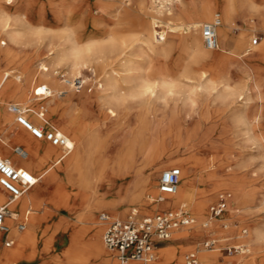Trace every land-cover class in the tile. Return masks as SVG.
Returning a JSON list of instances; mask_svg holds the SVG:
<instances>
[{"label":"bare ground","instance_id":"bare-ground-1","mask_svg":"<svg viewBox=\"0 0 264 264\" xmlns=\"http://www.w3.org/2000/svg\"><path fill=\"white\" fill-rule=\"evenodd\" d=\"M13 1L0 0V31L7 40L3 41L8 50L17 46L26 49L27 52L16 70L9 67L7 59L0 64V132L3 135L0 137V157L7 159L16 167L26 168L38 178L26 192L13 199L0 187V206L7 205L9 209L4 221L8 227L7 236L12 238V245L5 246L0 231V264H118L116 254L114 257L104 249L106 247L102 239L104 223L100 220V215L96 219V213L109 211L111 213L108 214L109 217L125 219L121 213L126 204L135 201L138 187L127 180L121 188H115L113 179L115 173L112 172L111 180L103 175L100 168L106 159L102 150L94 157L91 150L97 145L92 141L94 140L91 139L92 135L89 136L85 132L82 117L86 114L94 116L93 106L97 108L106 106L108 117L116 116L124 100L123 94L120 93L123 85L130 88L127 92L129 96L141 101L147 95L158 97L180 94L188 101H193L195 95L205 97L213 95L214 100L219 102L217 116L222 118V121L213 123L209 129L200 130L197 121L201 119L204 121L208 116H199L194 120L193 129H181L178 135L179 143L182 144L184 135L191 136L196 133L199 142H204L198 146L199 150H203L202 153L181 154L175 160L169 155L162 157V152L158 148L147 150L146 147H142L141 153L146 160L139 167L143 172L140 185L143 201L139 212L150 214L152 208L156 210L159 207L181 206L187 213L189 211L188 214L193 218L191 223L173 231L172 239L179 243L172 244L166 249L161 264H188V254H195L201 264H217L218 258L214 253L216 249L206 251L214 245L216 238L211 240L213 242L211 247L204 249H194L191 242L208 234L231 235L236 227L233 226V219L238 218L240 210L249 207L264 208V184L258 189L252 185L249 187L250 179L240 173L239 169L241 165L246 164L245 160H241V164L236 163V167L228 170L234 163L231 153L233 151H230L235 148L232 137L234 132L244 134L253 141L264 167V134L260 132L261 112L254 104V101L261 97L264 82V39L249 53V50L243 48L244 31L231 36L227 30L236 10L243 11L252 21L255 15L264 30V16L259 0H215V7L208 0H203L199 3V17L202 20H191L192 12L188 8L163 16L167 24H172V19H187L177 24L185 23L188 26L184 43L189 56L182 65L174 67L173 71L177 73L174 77L167 68L156 71L148 68L142 76L139 75L137 65L133 60H128L129 42L124 38L111 37L107 42L94 38L83 39L84 34L78 30L75 14L84 9H93L84 0H47L51 7L53 22L61 26L58 35L52 36L46 48L41 50L35 43L41 32L35 30L31 24L33 16L29 1L23 0L20 1L22 3L20 5L14 4L15 12L3 11V2ZM67 5L70 6L68 10ZM126 12V8L120 7L115 17L120 19ZM214 15H220V18ZM202 21L218 23L217 47L214 49H204L202 46L198 32V27L204 23ZM154 26H156L154 22L149 24L146 30L148 35L143 40L145 53L149 57L160 56L163 53V49L159 48V41L152 35ZM161 31L160 41H165L167 32ZM107 47L111 51L120 49L116 59L121 69L119 76L115 75L117 70L112 65H109V71L105 68L111 63L105 62L107 58L104 56V50ZM217 50L220 52L216 53ZM33 53L45 54V58L38 62L36 68L31 67L30 55ZM92 63L101 68V80L97 89L90 94H86V91L76 94L74 90L77 86L73 83L76 76L73 75L78 73L80 67L90 66ZM198 63L206 64L209 73L192 67ZM58 66H66V73L71 79L56 78L54 67ZM80 81L82 88L86 80ZM43 85L48 88L45 94H36L35 88L37 86L41 88ZM28 93H31L32 97ZM61 94L66 95L70 101L83 97L87 105L77 109L76 114L70 104L65 105L57 99ZM5 103L9 111L11 104H20L27 108L25 116L34 126L42 129L53 128L66 135L72 144L71 150L63 154L61 147L43 138L34 137L19 123L18 125L24 127L31 135L21 128L11 140L8 139L11 132L10 123L13 122L10 120L11 115L3 109ZM232 107L233 109L226 115L228 111L226 108L230 110ZM45 115L50 116L53 123ZM46 122L49 128H46ZM80 138L82 139L80 145L76 144ZM12 143L16 145L13 146ZM179 146L177 152L193 147ZM16 147L22 149L21 156L15 153ZM222 157L227 161L225 166L219 163ZM96 159L100 166L97 167V171ZM116 162L118 174L129 176L136 157L130 152L126 157L116 159ZM172 164L177 165L181 171L177 189L172 194H161L154 182L155 173L162 172V169ZM150 168L154 170L150 172ZM100 181L102 183L109 181L110 185L112 184L111 190L100 191L97 186ZM48 184L53 185L52 191L48 190ZM225 188L234 195L230 209L226 215L212 219L215 217L208 215V203L214 199L217 191ZM242 188L244 198L241 197ZM43 194L47 197L41 199L42 201L38 200L37 197L41 198ZM158 197L163 200L156 201ZM130 211L138 212L134 208ZM20 219L26 224L21 231L16 227V222ZM242 230L247 235L245 237L239 235L237 238L238 242L247 245L245 248L247 253L240 255L238 264H254L258 243L264 238V227L260 224H249L242 227ZM190 248L194 250L188 252L184 260L183 251ZM237 249L244 251L242 246ZM159 250L155 247L154 254H158ZM260 259L264 262V254ZM154 260L155 256L150 264Z\"/></svg>","mask_w":264,"mask_h":264},{"label":"rangeland","instance_id":"rangeland-1","mask_svg":"<svg viewBox=\"0 0 264 264\" xmlns=\"http://www.w3.org/2000/svg\"><path fill=\"white\" fill-rule=\"evenodd\" d=\"M20 1L22 2L23 0L3 2V11L15 12L14 4H22ZM28 1V5L33 16V18L31 19V24L35 30H39L41 32L40 35L37 36L35 43L36 46L39 47V49L43 50L46 48L49 39L52 36L56 37L55 35H58L59 27L61 25L59 23L53 22L51 18V7L48 5L47 0ZM84 1L88 5L92 6L93 9H84L75 14V17L79 22H77L78 30L80 33L84 34L83 39L94 38L104 42H107V40L111 37H115L117 39H126L129 42L128 49L126 47L128 60L134 61V63L139 68L138 72L141 76L148 68L154 71L160 68H167L168 71H170V74L174 77L177 75V73L173 71L174 67H176L177 65H182L189 56L184 43V35L188 31V26L185 23H183L182 25L177 24L178 22H185L187 19H172V24H167V21L163 18V16L168 13H174L177 10H184L188 8L192 12L191 20H202V18L199 17V3L203 0H124L123 3H121L120 0ZM208 1L211 2L214 7L216 6L214 2L215 0ZM259 6L261 7V11L264 16V0H259ZM120 7L126 8L127 12L122 18L117 19L115 17V14L120 9ZM69 8L70 6L67 5L66 9L68 10ZM216 16L220 18V15H214V17ZM154 17H156V19ZM253 20L254 21H252V19H250V16H247L243 11L236 10L233 15L232 22L227 27L228 34H230L231 36H236L240 33V31H244L245 34L243 37V48L249 50V53L254 50V46L259 45L264 39V30L262 24L259 23V20L255 15H253ZM151 22H154V24L156 25L154 26V32L152 35L156 41H159V48L163 49V53L160 56L153 55L149 57L145 53L143 40L148 35L146 30L147 28H149V24ZM168 25L172 27H169ZM161 30H165L167 32V38L165 41H160V33L162 32ZM198 32L201 37L203 48L207 49L202 42L201 24L198 27ZM254 38H257V43L251 45V40H253ZM3 40L5 42L7 41L6 38L3 37V33L0 31V64L2 65L7 59L6 62L9 63V67L13 70H16V68L23 60L27 50L17 46H14L11 50H8ZM119 50L120 49L117 48L111 51L110 49H108V47L104 50V56L107 58L105 62L111 61V63H108L105 68L109 71V65H112V67L116 68L117 70V73L115 74L116 76L120 75L119 70H121L119 61H116L119 56ZM215 52L219 53L220 50H217ZM44 58L45 54H31V67L36 68L38 62ZM192 67L195 70H199L202 72L205 71L206 74L209 73L208 66L206 64H193ZM100 71L101 68L98 67L96 63H92L87 67H80L78 73L73 76H76V78H79V80L85 79L86 82L83 84L82 88H76L74 92L76 94H80L83 91H86V94L94 92L101 80ZM66 72V66L54 67V75L60 80L71 79V77ZM62 84L65 83L62 82ZM129 89L130 88L125 85L121 87L120 93L123 94L124 100L119 106L116 116L108 117L106 113V106L101 108L93 106L92 109L95 110L94 116L86 114L84 117H82L85 132L89 134V136L92 135L91 139H94L92 141L97 145V147L94 145V148L91 150L94 152V157H97L99 150H102L104 158L106 159L105 164H102L100 168L102 169L101 171L103 175L105 174L107 179L111 180L112 172L115 173V176L113 177L115 188H121L127 180H129L132 185L136 184L138 187L136 188L137 197L135 201L126 204V208L121 213L123 218L127 217L128 214L132 212L130 211V209L132 208L138 210V215L145 214L144 212H139L140 204L143 201L140 193L141 175L143 172L141 169H139V167L146 160V158L143 157V153H141L142 147H146L147 150L158 148L159 151L162 152V157H166L167 155H169L170 157H172V159L175 160L181 154H200L203 152V150H199L198 146L203 144L204 142H199V136H197L196 133L191 136L186 134L183 136V143L180 144V139L178 138L180 131H182L183 129H193L195 125L194 120L199 116H208V118L204 121L201 119L203 122L201 120V122L197 121V127H200V130L209 129L210 126L213 125V123L216 124L222 121V118H219L217 116L219 102L214 100L213 95L207 97L202 95H195L193 97V101L186 100L184 96L180 94L164 96L162 95L158 97L147 95L145 98H142L144 100L141 101L138 98L129 96L127 93ZM28 95L32 97L31 93H28ZM57 99L59 101H62V103L65 105L70 104L72 106L71 108L75 110L74 113L76 114H78L77 109L81 108L84 105H87L86 102L83 101V97H78L77 99L70 101L69 98L66 97V95L61 94V96H58ZM10 101L12 102V100ZM20 102L23 103V101ZM30 104L31 103L29 102L28 106H30ZM254 104L259 108L261 112L260 132L264 134V82L262 86L261 97L254 101ZM7 106V103H5L3 105V109L11 115L10 120L14 123H10L11 132L8 134V139L11 140L14 137V134L21 128L24 129L29 135H31V133L24 127L18 125L15 120V116L7 109ZM232 109L233 107L230 110L226 108V110H228L226 115ZM45 117L50 122H52L50 116L45 115ZM48 122L45 123L46 128H49L47 126ZM142 129L143 131H141ZM1 136L3 135L0 132V137ZM232 137L234 140L233 143L235 148L230 151H233L231 153L233 155L234 163L231 164L232 166L228 167V170L236 167V163L238 164L241 160L244 159L246 164L241 165L239 169L240 173L241 175L243 174L248 179H250L249 187L252 185V187L258 189L259 186L264 184V167L262 166V158L260 157L253 141L248 139L244 134L234 132L232 134ZM81 140L82 139L80 138L79 142L76 144L80 145ZM12 145L14 146L16 145V143H12ZM179 145H181L183 148L184 146L190 145H193V147H191L189 150H181L180 152H177L178 147H180ZM130 152L133 153L136 157V162L132 166L133 168L130 170V175L127 176L118 174L119 172H117L118 165L116 159H118L119 157L124 158L129 155ZM95 162L97 171V167L99 168L100 166H98L97 159ZM219 163L221 164V166L227 165L225 157L220 158ZM170 167H177V165L172 164L170 165ZM153 170L154 169L150 168V172H152ZM160 173L161 171L155 173L154 182L156 184V187ZM40 180L41 179H39L38 182H40ZM111 185L109 181L105 183H102V181H100L97 184L100 191L111 190ZM48 190H53L52 184H48ZM224 192L230 194V200L225 211L220 215L221 217L228 213L232 200L234 199L233 193L227 188L219 190L216 192L214 199L208 203L209 208L210 205L214 204L217 201L218 196ZM46 197L47 195L43 194L41 198L37 197V199L42 201L41 199H44ZM241 197H245L243 188ZM156 210L152 208V212L150 214L154 213ZM103 212L111 215L109 211H99L96 213V219ZM188 213L190 214L189 211ZM216 218L218 217L212 219ZM249 224H260L262 227H264V208L249 207L247 209L240 210L238 218L233 219V226L236 225V227L232 231L231 235L219 236L215 234H208L203 237L194 239L191 242L192 246L194 249H204L205 241L216 238L217 240L216 242H214V245L209 249L207 248L208 250L206 251H209L210 249H216V252L214 253L218 258L217 264H238L241 259L240 255H245L247 253L245 250V248H247V245H243V243L238 242L237 237L239 235H244V237L247 235L246 232H243L242 227H245ZM102 225V227L104 228V224ZM173 235L174 232L171 234L170 238L167 241L161 242L156 245L160 250L158 251V254H154L155 260L152 264H161L162 260L165 257L164 253L166 249H168L172 244L179 243V241L172 239ZM2 236L3 234L1 235V237ZM2 239H4V236L2 237ZM239 246H242L244 251H240L239 249H237ZM104 249L107 252L112 253L115 257L114 252L108 250L106 247H104ZM194 249L190 248L183 251L184 260H186V254ZM262 254H264V238L258 243L256 256L253 260L254 264H264V262H262L260 259V256Z\"/></svg>","mask_w":264,"mask_h":264},{"label":"built area","instance_id":"built-area-1","mask_svg":"<svg viewBox=\"0 0 264 264\" xmlns=\"http://www.w3.org/2000/svg\"><path fill=\"white\" fill-rule=\"evenodd\" d=\"M215 21L204 22L201 24V36L203 45L207 49L217 47ZM257 43V38L251 41V45ZM74 85L79 88L81 81L76 78ZM48 90L46 86H37L34 90L36 94L44 95ZM10 111L15 115L17 123L29 130L34 137L45 139L51 144L62 148L63 154L68 153L72 144L69 138L55 129H42L30 123L25 113L27 108L20 104H11ZM15 153L21 156L23 151L16 147ZM181 171L179 167H169L160 173L157 187L161 194H172L176 191ZM37 176L23 167H16L7 159L0 157V187L7 192L10 198H17L26 192L37 181ZM229 193H221L217 201L209 207L210 217H218L224 212ZM158 197L156 201H162ZM9 213L7 205L0 206V231L5 235V246L12 245V238L7 237L8 227L5 224V218ZM100 220L104 223L102 239L106 248L116 254L118 264H150L154 258V248L157 244L167 241L172 232L193 221V218L187 213L184 207H162L152 214L138 215V212L132 211L125 219H113L107 213H101ZM25 221L16 222L18 230L25 228ZM213 242L207 240L205 247H211ZM188 264H201L195 254H188Z\"/></svg>","mask_w":264,"mask_h":264},{"label":"crops","instance_id":"crops-1","mask_svg":"<svg viewBox=\"0 0 264 264\" xmlns=\"http://www.w3.org/2000/svg\"><path fill=\"white\" fill-rule=\"evenodd\" d=\"M34 175H35V174H34ZM159 208H162V207H159ZM18 221H20V220H18ZM2 234H3V232H2ZM3 236L5 237L4 234H3ZM3 236H2V237H3ZM6 236H7V235H6ZM2 237H1V238H2ZM7 237H10V236H7ZM2 240H4V239H2ZM156 247H157V246H156Z\"/></svg>","mask_w":264,"mask_h":264}]
</instances>
